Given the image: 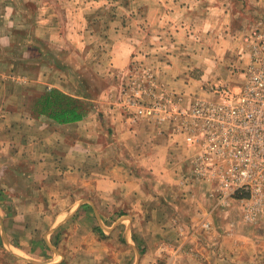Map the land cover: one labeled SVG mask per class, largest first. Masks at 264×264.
I'll return each instance as SVG.
<instances>
[{
    "label": "crops",
    "instance_id": "1",
    "mask_svg": "<svg viewBox=\"0 0 264 264\" xmlns=\"http://www.w3.org/2000/svg\"><path fill=\"white\" fill-rule=\"evenodd\" d=\"M252 1H134L144 15L129 20L97 16L114 7L107 0H2L0 264H264V221L247 222L241 201L219 204L217 185L193 176L179 119L138 115L120 79L93 100L67 74L78 67L61 74L72 50L108 41L107 62L93 65L106 79L137 60L185 104L213 99L210 81L239 82L231 58L249 61L243 38L264 19V0ZM29 63L41 90L31 101L28 85L11 81L28 82ZM53 90L87 102L83 118L61 123L43 111Z\"/></svg>",
    "mask_w": 264,
    "mask_h": 264
},
{
    "label": "built area",
    "instance_id": "2",
    "mask_svg": "<svg viewBox=\"0 0 264 264\" xmlns=\"http://www.w3.org/2000/svg\"><path fill=\"white\" fill-rule=\"evenodd\" d=\"M243 42L241 55L249 61L232 66L244 75L239 85L214 83L213 99L197 100L187 117L178 99L156 95L151 83L153 101L139 106L137 114L158 121L181 118L186 140L195 148L193 176L217 185L219 204L241 201L246 221L256 225L264 221V19Z\"/></svg>",
    "mask_w": 264,
    "mask_h": 264
},
{
    "label": "rangeland",
    "instance_id": "3",
    "mask_svg": "<svg viewBox=\"0 0 264 264\" xmlns=\"http://www.w3.org/2000/svg\"><path fill=\"white\" fill-rule=\"evenodd\" d=\"M107 1L113 2L114 7L113 6L107 7L108 9H106L105 11L97 10L95 12V14L97 16H99V17L102 16V17L108 18V19L116 18V17H124V19L130 20L133 17H134V19H137L136 17H138V15H140V16L144 15V14H142V12L144 11V8H142L141 11L139 10V12H137V10L132 7V3L134 1L143 2L146 0H107ZM257 1H259V0H257ZM117 2H119V6H116ZM25 6H27V7H24V6H21V7L27 8L29 11H33V8L31 5L26 4ZM145 11L147 13V10H145ZM4 12H5V7H4L2 0H1L0 1V20H2L1 18H3ZM136 13H137V15H136ZM113 23H115V21ZM106 27L108 28L109 26L107 25ZM124 28L126 29L125 32H128V33H132V32L136 31L134 25H132L131 23H125ZM141 29H144V28H141ZM140 32L142 33V30H140ZM109 43L110 42L107 41L101 47H98L97 51H95L93 49L91 50L93 53V56L96 57V59H94V57H93V60L91 61L92 63L90 65H88V67H87V64L90 61L89 56H90L91 51H85V53H82V52L80 53L79 49L76 48V50L75 49L72 50V52H74L72 56H70V57L67 56V57L61 58V62L63 64H65L64 66H61V69H62L61 74L65 73L64 71H65L67 66L68 67L70 66L71 68H72V66H74L73 67L74 69L78 67V69H77L78 72H75V73L72 72V73H67V74L73 80L76 81V86L78 87L77 88L78 92L83 93L80 96H83L85 92L89 93L88 91L91 90V92H92L91 96H92L93 100H97L98 97L100 96V93L102 91L103 85L105 84V81H107V82L112 81L115 83V82H119V79H120L119 85L124 83L123 88L127 87V88L131 89V92L128 91L127 89H123V93L126 96L127 105L135 106V107H137V110H138L139 106H145L146 107L152 103L153 98L150 95L151 94L150 88H151V83H153V85L155 84L154 91H155L156 95L159 96L161 94V95H164L166 97H168V96L172 97V99H174V100L178 99L179 100L178 109L182 110L185 113V115H187V117H190L189 114L192 113L193 104L197 100L202 99V98L193 99L192 101H189L187 104H185L183 95H181L182 97H179L178 94H174V95L169 94L166 91V89L162 86V83L158 82L156 76L153 73L149 72L147 67H144L145 66L144 64L140 65V66L137 65L138 64L137 60L131 61L129 63V65H127V68L125 69V71L118 70V73H116V74L112 73L111 77L109 76V78H107V79L102 76V74H101L102 72L100 73L97 71L98 70L97 67H95L96 69H94L93 65H94L95 60H96L95 62H97V60H98L99 63H101L102 60L104 62H107V60H108L107 56H103L102 58H100V56H102V53H101V51L103 52L102 48H107L109 46ZM105 53H107V52H105ZM66 62L68 65L66 64ZM240 62H242V61L240 60ZM34 63H29V65H28V67H33V71L30 72L31 70H29V73L27 74L28 82L25 79L26 76H15L14 75L11 77L12 82H14V81L19 82V80H21V81L23 80L24 85H28V89L24 90L23 94L27 93L28 99H30V101L33 100L35 97H39V95H40L39 91H41L39 89H36V87H34L36 84L35 82L37 80L39 81V74L34 69V65H35ZM229 63H230L229 68L233 71L232 66L237 64V63H235L234 58H231ZM23 64H25V63H23ZM84 66L86 67L85 70H88V71H84ZM121 72H123V73H121ZM235 73L241 74V75L240 74L237 75V76H239V79L237 80V82L238 81L239 82L236 85H239L241 80L243 79L244 75L241 73V71H239V72L233 71V73H231V74L234 76ZM119 76H120V78H118ZM208 80H210V79H208ZM126 82H127V85H125ZM209 83H211V84H209L206 92H207L208 96L209 95L211 96L212 95L211 86L213 85V83L211 81ZM227 83H229V82H227ZM31 85H34V86L32 87ZM230 85H232V84H230ZM88 88H90V89H88ZM21 91L22 90L17 88L18 94H20ZM128 92H129V94H128ZM162 93H164V94H162ZM23 94H21V95H23ZM206 98H204V99H206ZM28 105H30V104H28ZM95 105H96V103H93L92 107H97V105L96 106ZM15 106H16V104L13 107L15 108ZM17 107L20 108L21 106L17 105ZM172 111L176 112V108H173ZM176 120H178V119H175V118H170V119L168 118L167 119V121H170V122H174ZM179 120L181 122L180 124L183 125L182 119L180 118ZM162 121L163 120H160V122H162ZM190 121H188L187 124L190 123ZM181 129H182V132L184 134H186V136H187L186 131L182 127H181ZM186 142H187V140H186ZM194 153H195V151H194ZM194 159H195V156H194ZM194 159H193V161H194ZM2 255L3 254H0L1 257H2Z\"/></svg>",
    "mask_w": 264,
    "mask_h": 264
},
{
    "label": "trees",
    "instance_id": "4",
    "mask_svg": "<svg viewBox=\"0 0 264 264\" xmlns=\"http://www.w3.org/2000/svg\"><path fill=\"white\" fill-rule=\"evenodd\" d=\"M44 98L40 105L43 111L53 115L61 123L79 121L88 110L87 102L79 98L73 99L58 90L48 92Z\"/></svg>",
    "mask_w": 264,
    "mask_h": 264
}]
</instances>
